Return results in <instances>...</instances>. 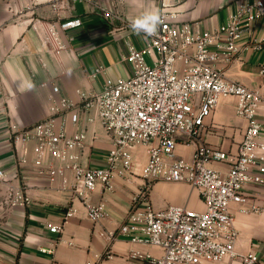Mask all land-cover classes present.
I'll return each instance as SVG.
<instances>
[{"label":"built area","instance_id":"built-area-1","mask_svg":"<svg viewBox=\"0 0 264 264\" xmlns=\"http://www.w3.org/2000/svg\"><path fill=\"white\" fill-rule=\"evenodd\" d=\"M76 3H86L105 20L133 31L122 14L99 0H69L70 6ZM236 4L223 28L200 33L180 20L171 0H160L162 20L156 34H143L146 41L143 47L127 43L125 59L132 74L115 80L107 78L97 92L86 94L79 90V108L65 99L53 108L56 113L70 111L74 124L81 112L96 110L111 139V147L105 152L106 167L89 168L82 164L84 131L71 137L63 129L57 133L52 118L27 128L10 126L12 144L18 147L34 143L39 162L37 173L47 175L51 185L58 183L61 190L69 191L73 201L80 200L92 222L105 218L107 207L104 202H90L89 193L98 185H102L104 193L111 192L116 178L137 176L132 169L133 151L145 148L147 163L138 174L145 184L134 197L124 222L110 233V237L126 238L133 245L129 259L150 264H221L234 260H240L241 264H262L252 253L240 255L236 251L239 233L232 206L238 205L236 212L244 215L262 211L259 205L250 202L244 190L250 184H264V138L258 120L264 95L228 80L216 63L223 57L230 64L240 52L249 49L264 51V35H253L257 24L264 20V0H237ZM53 6L61 14L67 5L64 0H55ZM80 24L79 19L60 22L59 28L65 32ZM47 32L55 49L65 48L55 23L48 24ZM246 37L248 40L241 44ZM106 71L100 65L92 77ZM52 91L59 93V87L54 85ZM228 97L237 98V115L246 122L237 152L232 154L201 144L191 158L179 157L178 145L189 146L200 137L205 119L221 99ZM214 162L224 163L226 169L212 167ZM157 181L192 185L199 191L204 210L180 205L155 209L149 192ZM0 183L6 186L0 218L7 209L31 202L25 187L14 184L10 174L3 170ZM76 213L72 205L62 224L48 226L50 233L61 237L53 248H40L42 252L54 253L61 242L74 244L63 240L62 235L66 223ZM147 247L160 248L162 254L154 256L141 249Z\"/></svg>","mask_w":264,"mask_h":264},{"label":"crops","instance_id":"crops-1","mask_svg":"<svg viewBox=\"0 0 264 264\" xmlns=\"http://www.w3.org/2000/svg\"><path fill=\"white\" fill-rule=\"evenodd\" d=\"M237 0H171L180 13V20L190 23L197 32H215L226 25L236 9ZM55 0H0V170L10 174L14 184L26 189L31 202L26 206L7 209L0 218V264H150L129 259L133 245L123 237H110L124 222L134 197L144 186L145 180L137 176L116 178L113 190L104 193L102 185L89 193L93 204L104 202L107 216L92 222L85 205L71 199L69 191L59 184L51 185L47 175L37 173L38 158L35 144L14 146L10 138V126L21 128L53 119L55 131L62 129L67 136L86 133V143L81 151L85 167L107 166L105 152L111 147V139L103 128L95 109L81 112L77 124L72 113H56L63 99L78 108L86 94L102 90L107 78H127L132 67L127 62L128 41L137 47L146 45L143 33L136 34L120 23L105 20L86 3L70 6L69 0L61 14L54 8ZM105 7L119 12L130 22L145 9H159L160 0H99ZM60 14V15H59ZM81 21L78 27L68 31L59 28L60 22ZM55 23L65 48L57 50L49 38L47 27ZM35 26L37 30H35ZM254 36L264 35V20L260 21ZM248 37L242 39L244 44ZM104 65L106 74L93 78L96 68ZM216 67L230 80L241 83L264 95V51L249 49L240 52L230 63L224 58ZM59 87V93L52 91ZM237 98L220 100L211 116L204 121V131L189 146L178 145L179 157L189 159L201 144L235 154L243 139L246 122L236 112ZM258 120L264 138V102L258 109ZM145 148L137 147L140 153ZM133 151V153H134ZM147 154V152H146ZM20 159L26 160L21 162ZM212 167L225 170L224 163L214 162ZM15 176L18 177L15 179ZM245 194L251 203L262 208L259 213L240 214L238 205L232 206L235 226L238 230L236 251L240 255L252 253L264 264V184H250ZM6 186L0 183V206L5 200ZM150 199L155 209L180 205L202 211L205 206L198 189L187 183L157 181L150 189ZM77 213L68 220L63 240L54 253H44L40 248H53L61 237L52 234L48 226L62 224L71 206ZM154 256L162 254L160 248H141ZM221 264H241L240 260Z\"/></svg>","mask_w":264,"mask_h":264},{"label":"clouds","instance_id":"clouds-1","mask_svg":"<svg viewBox=\"0 0 264 264\" xmlns=\"http://www.w3.org/2000/svg\"><path fill=\"white\" fill-rule=\"evenodd\" d=\"M161 20L159 9H145L130 21V27L138 35L143 33L145 36H153L157 32Z\"/></svg>","mask_w":264,"mask_h":264},{"label":"rangeland","instance_id":"rangeland-1","mask_svg":"<svg viewBox=\"0 0 264 264\" xmlns=\"http://www.w3.org/2000/svg\"><path fill=\"white\" fill-rule=\"evenodd\" d=\"M147 160V154L144 152V149L140 153L138 151H134L133 160H132V169L134 174H138V169H140L141 165Z\"/></svg>","mask_w":264,"mask_h":264}]
</instances>
